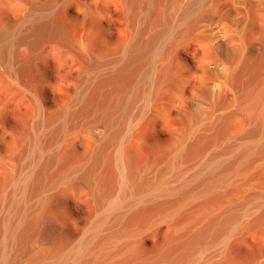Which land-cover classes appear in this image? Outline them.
<instances>
[{
	"label": "bare ground",
	"instance_id": "bare-ground-1",
	"mask_svg": "<svg viewBox=\"0 0 264 264\" xmlns=\"http://www.w3.org/2000/svg\"><path fill=\"white\" fill-rule=\"evenodd\" d=\"M122 1L117 55L0 162V264H264V0ZM166 101L181 126L138 163L132 129Z\"/></svg>",
	"mask_w": 264,
	"mask_h": 264
},
{
	"label": "rangeland",
	"instance_id": "rangeland-1",
	"mask_svg": "<svg viewBox=\"0 0 264 264\" xmlns=\"http://www.w3.org/2000/svg\"><path fill=\"white\" fill-rule=\"evenodd\" d=\"M33 16L43 17L47 26L32 32L31 26L40 23ZM123 23L122 0H12L10 10L0 14V29L19 26L11 57L0 54V162L9 163L14 139L21 149L40 113L54 114L92 76L94 67L117 55ZM161 109L159 117L145 116L132 129V136L142 141L138 163L159 156L181 126L168 101ZM88 148L84 132L64 138L56 171L75 164Z\"/></svg>",
	"mask_w": 264,
	"mask_h": 264
}]
</instances>
